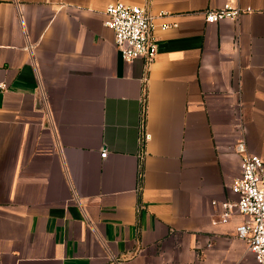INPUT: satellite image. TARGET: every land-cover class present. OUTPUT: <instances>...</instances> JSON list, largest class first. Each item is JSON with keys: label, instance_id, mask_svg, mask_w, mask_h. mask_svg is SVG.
I'll return each instance as SVG.
<instances>
[{"label": "crops", "instance_id": "1", "mask_svg": "<svg viewBox=\"0 0 264 264\" xmlns=\"http://www.w3.org/2000/svg\"><path fill=\"white\" fill-rule=\"evenodd\" d=\"M126 1L150 63L110 0H0V264H259L232 184L242 136L264 159V0Z\"/></svg>", "mask_w": 264, "mask_h": 264}, {"label": "built area", "instance_id": "2", "mask_svg": "<svg viewBox=\"0 0 264 264\" xmlns=\"http://www.w3.org/2000/svg\"><path fill=\"white\" fill-rule=\"evenodd\" d=\"M246 11L226 3L220 8L204 10V16L208 23L237 21ZM105 24L114 31L116 47L126 61L141 57L148 63L154 60L158 42L153 34V15L146 7L126 0H110ZM4 87L0 83V89ZM235 148L242 156V170L234 180L232 190L238 196L236 207L246 216V220L238 226L237 233L246 240L258 263L264 264V159L249 150L245 136L237 141ZM107 155L108 150H103L101 156L105 158ZM225 206L229 207L230 203L226 202Z\"/></svg>", "mask_w": 264, "mask_h": 264}]
</instances>
